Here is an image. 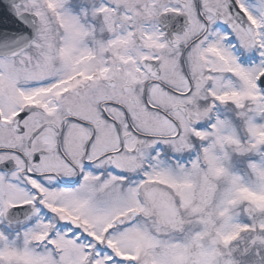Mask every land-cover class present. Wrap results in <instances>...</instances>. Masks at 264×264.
<instances>
[{"label": "flooded vegetation", "instance_id": "af4514ba", "mask_svg": "<svg viewBox=\"0 0 264 264\" xmlns=\"http://www.w3.org/2000/svg\"><path fill=\"white\" fill-rule=\"evenodd\" d=\"M73 2L64 3L71 14L66 24L67 57L62 58L61 51L59 58L27 56L35 47L38 56L43 54L46 40L53 49L62 48L54 42L55 20L50 28L41 18L26 51L0 57V111L11 117L17 103L36 109L26 121L23 136L0 123V143L23 145L29 153L42 152L44 171H68L65 156L79 164L82 158L103 160L105 154H111L105 163L135 169L122 163V155L151 154L157 140L169 145L163 152L166 158L197 159L207 138H200L195 124H216L233 106L216 100L212 107L217 79L227 76L218 70L223 58L227 60L218 55L222 49L216 50L211 61L202 56L200 48L181 61L187 41L203 27L193 0H80L79 9L72 7ZM205 3L213 11L217 7L224 11L226 0ZM176 4L185 5L186 20L164 15ZM71 40L85 42L81 57L70 46ZM148 64L150 71L144 68ZM38 129L42 131L29 146V138ZM122 142L127 151L121 150ZM18 230L9 229V242L16 240Z\"/></svg>", "mask_w": 264, "mask_h": 264}, {"label": "snow or ice", "instance_id": "6c2138e0", "mask_svg": "<svg viewBox=\"0 0 264 264\" xmlns=\"http://www.w3.org/2000/svg\"><path fill=\"white\" fill-rule=\"evenodd\" d=\"M64 3L65 0H56L55 4L44 0L43 8L48 12L63 11ZM13 7L15 14L11 17L0 10V39L10 34L20 38L30 35L33 31L30 18L38 21L43 14L39 0H18ZM184 7L183 4L173 5L164 15L184 21L187 19ZM192 7L203 27L182 49V63L193 49L200 48L202 56L209 61L217 49H222L223 55L235 65L224 70L226 75L237 82L239 88H251L256 93L255 96L248 94L243 106L258 99L260 107L264 108V0H226L224 11L218 7L213 11V6L206 5L205 0H193ZM66 15L71 18L70 13ZM207 71L211 75L212 70ZM189 80L191 83L190 76ZM192 90L190 88L189 92ZM217 99L242 106L239 100L228 101L226 95L213 92L212 107ZM35 110V107H22L17 103L11 117L0 111V123L14 127L16 135L23 136L27 131L26 121ZM261 115L264 116V112ZM195 128L203 138L204 132L215 129L216 125L205 127L196 123ZM40 131L42 129L29 138V146ZM252 140L251 148L264 147V134L260 140L253 135ZM168 146L165 141L157 140L151 148L152 159L161 157ZM121 150L127 151L123 142ZM110 155L105 154L103 160L82 158L79 164L65 156L68 171H44L40 167L44 159L42 152L29 153L23 145L0 143V264H24L26 257L39 264H161L149 251L136 255L133 248L127 246V236L136 230L142 213L133 214L135 210L130 208L104 232L103 239L97 237L94 229L76 222L75 216L69 218L62 214L64 208H75L85 215L111 208L120 203L125 188L131 194L141 185H147L151 177L149 167L128 169L110 161L105 163ZM242 194L246 195L247 190H242ZM13 227L20 229L15 238L23 241L22 246L9 243V229ZM114 241L120 246H114Z\"/></svg>", "mask_w": 264, "mask_h": 264}, {"label": "rangeland", "instance_id": "374dc122", "mask_svg": "<svg viewBox=\"0 0 264 264\" xmlns=\"http://www.w3.org/2000/svg\"><path fill=\"white\" fill-rule=\"evenodd\" d=\"M39 3L45 24H50L51 28L55 20L54 42L62 48L53 49L52 43L46 44V40L42 45L43 54L38 56L35 47L27 56L56 58L61 51L64 52L61 57H67L66 13L70 10L64 6L63 11L48 12L43 8L44 0ZM51 3L55 4L56 0ZM72 7L79 9L80 0H74ZM77 42L74 44L71 40L70 46L75 47L81 57L87 46L85 42ZM218 52L223 55V50ZM226 58L219 72H224L222 68L235 67L233 61ZM216 84L213 92L226 95L228 101L239 100L242 106L231 102L233 111L227 118L218 117L216 128L204 132L207 139L202 141L197 159L178 161L162 155L153 160L149 152L130 158L123 154V164L137 167L135 169L142 165L150 168L147 185H141L131 194L125 188L120 203L111 208L89 215L75 208H64L62 214L69 218L75 216L76 222L94 229L97 237L103 239L104 232L130 208L135 210L133 214L142 213L136 230L127 236V246L132 247L136 255L149 251L161 264H264V200L261 199L264 197L261 191L264 147L251 148L252 136L260 140L264 134V116L261 115L264 108L260 107L258 99L243 106L247 95L256 93L251 88H239L230 77L219 76ZM244 189L246 195L242 194ZM9 243L23 244L16 240ZM113 244L120 246L116 241ZM24 264L39 262L26 257Z\"/></svg>", "mask_w": 264, "mask_h": 264}, {"label": "water", "instance_id": "95a60500", "mask_svg": "<svg viewBox=\"0 0 264 264\" xmlns=\"http://www.w3.org/2000/svg\"><path fill=\"white\" fill-rule=\"evenodd\" d=\"M17 3L18 0H0V10L3 11L4 15L11 17L15 14L13 5ZM30 23H32L33 28L30 35L20 38L14 34H10L6 39H0V56H17V53H22L30 46L38 32L37 21L33 22V18H30ZM12 41H16V43H12ZM146 66L144 68L150 71L151 65L148 64ZM153 75L156 77L159 74L155 73Z\"/></svg>", "mask_w": 264, "mask_h": 264}]
</instances>
